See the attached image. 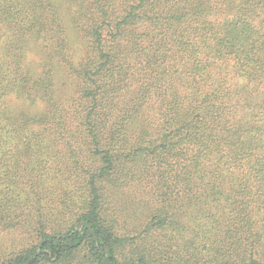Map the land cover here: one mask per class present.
Listing matches in <instances>:
<instances>
[{"label": "trees", "instance_id": "16d2710c", "mask_svg": "<svg viewBox=\"0 0 264 264\" xmlns=\"http://www.w3.org/2000/svg\"><path fill=\"white\" fill-rule=\"evenodd\" d=\"M0 228V264H264V0H0Z\"/></svg>", "mask_w": 264, "mask_h": 264}, {"label": "rangeland", "instance_id": "374dc122", "mask_svg": "<svg viewBox=\"0 0 264 264\" xmlns=\"http://www.w3.org/2000/svg\"><path fill=\"white\" fill-rule=\"evenodd\" d=\"M35 243V242H34ZM33 244V239L25 231H6L0 228V259L8 258Z\"/></svg>", "mask_w": 264, "mask_h": 264}]
</instances>
